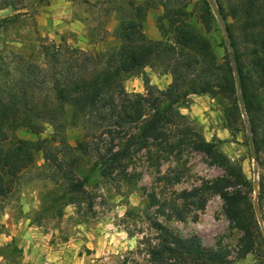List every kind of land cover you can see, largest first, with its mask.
<instances>
[{
	"label": "trees",
	"instance_id": "trees-1",
	"mask_svg": "<svg viewBox=\"0 0 264 264\" xmlns=\"http://www.w3.org/2000/svg\"><path fill=\"white\" fill-rule=\"evenodd\" d=\"M173 2L86 3L110 5L116 14L112 41L102 50L87 52L50 41L40 45L36 53L42 61L37 63L15 47H0V198L10 193L20 172L33 164V150L43 151L53 178L64 182L68 202L74 203L86 197L84 184L89 178V174L74 172L77 161L94 157L91 174L129 184L134 176L128 168L141 152L153 159L155 153L172 154L188 145L221 168L226 177L182 191L177 196L181 207L202 210L208 197L220 196L229 223L242 234L236 258L254 255L255 264H264V235L257 218L264 225V0H213L216 11L208 0H200L196 6L200 27L184 4L176 7ZM158 6L163 9L157 17L160 39L150 40L143 33V23L147 12ZM5 9L19 10L12 1L0 2V11ZM215 12L226 37L221 58L205 37L220 29ZM18 19L19 15L0 19V31ZM145 68L169 75L167 88L152 86L143 73ZM136 76L143 77L144 94L125 91L123 82ZM190 95L225 102L224 117L233 132L242 125L239 101L243 105L255 142L257 213L249 195L252 183L240 167L216 142L206 141L195 131L177 109ZM43 125L52 129L49 139L10 142L16 130L26 128L38 134ZM68 127L82 132L72 149H67L65 139ZM53 144L63 148L62 157L52 153ZM179 180L175 177L174 182ZM170 217L184 221L186 212L174 208ZM149 222L157 234L156 242L148 243L149 264H233L227 249H206L196 236L181 238L155 219Z\"/></svg>",
	"mask_w": 264,
	"mask_h": 264
},
{
	"label": "rangeland",
	"instance_id": "rangeland-1",
	"mask_svg": "<svg viewBox=\"0 0 264 264\" xmlns=\"http://www.w3.org/2000/svg\"><path fill=\"white\" fill-rule=\"evenodd\" d=\"M2 1L14 2L19 10L7 9L4 14L0 13V19L13 15H19V19L16 24L0 31V47H15L25 56H31L32 62L41 63L36 52L40 45L47 46L50 41L65 42L87 52L102 50L112 41L110 36L116 25L112 6L88 5L101 2L99 0H68L72 4V17L84 25L85 34L78 37L72 33L56 32L57 37L51 35L52 38L49 37V24L39 23L38 19L48 0ZM143 1L136 0V3ZM171 1L176 7L179 3L184 4L193 23L201 26L196 7L200 0ZM162 13L160 6L149 10L143 28L148 18L152 22L151 27L158 29L157 17ZM215 17L220 29L205 37L211 40L217 56L221 58L226 37L220 17L216 13ZM102 39H106L105 42H99ZM143 73L159 90L166 89L171 82V77L159 70L145 68ZM123 85L127 93H145L142 76L130 77ZM224 107L225 102H217L208 95H190L177 109L187 117L195 131L206 141L216 142L228 159L240 167L252 183L253 190L249 195L257 211L255 184L258 182V167L257 163L254 167L250 154L244 123L248 120L241 114L239 130H229ZM42 129L41 133L35 134L20 128L11 133L10 142L17 145L19 141L34 143L49 139L51 127L43 125ZM81 136L80 128L68 127L65 132L67 149L75 148ZM62 150L60 145L53 144L51 151L62 157ZM32 155L33 164L20 172L10 193L0 198V264H149L148 243H155L157 235L150 226V218L178 237L196 236L206 249H227L233 264L256 263L254 255L243 260L236 258L242 234L229 223L225 202L220 196L208 197L202 210L192 206L181 207L182 201L177 199L179 193L198 187L202 182L211 183L226 177L221 168L188 145L181 146L172 154L155 153L153 159H148L145 152H141L128 168L134 176L129 184L106 181L96 173L91 174L94 157L77 161L73 166L74 172L89 174V178L84 184L87 198H77L74 203L68 202L64 182L53 178L43 151L33 150ZM78 177L81 179V174ZM175 177L180 180L174 182ZM235 190L246 192L241 188ZM174 208L184 209V221L167 218ZM260 228L264 235L263 223Z\"/></svg>",
	"mask_w": 264,
	"mask_h": 264
},
{
	"label": "crops",
	"instance_id": "crops-1",
	"mask_svg": "<svg viewBox=\"0 0 264 264\" xmlns=\"http://www.w3.org/2000/svg\"><path fill=\"white\" fill-rule=\"evenodd\" d=\"M95 1V0H88ZM102 1V0H99ZM72 4L68 0H48V5L45 9L40 13L38 19L39 23L49 24V37L52 38L51 35L57 37V33H72L77 35L78 37H82L85 34L84 25L72 17ZM7 9L1 10L0 13L4 14ZM114 24H116V20H114ZM152 22L150 20H146L145 26L143 28L144 35L150 40H158L160 39L159 30L155 27H151ZM149 28H152L150 31Z\"/></svg>",
	"mask_w": 264,
	"mask_h": 264
},
{
	"label": "water",
	"instance_id": "water-1",
	"mask_svg": "<svg viewBox=\"0 0 264 264\" xmlns=\"http://www.w3.org/2000/svg\"><path fill=\"white\" fill-rule=\"evenodd\" d=\"M208 2L210 3L211 7L216 11V7H215V4H214L213 0H208ZM215 13H216L217 17L219 18L218 13L217 12H215ZM234 79H235L236 91L238 92L239 91V88H238V81H237L236 71H234ZM239 108H240V111H241L242 116L244 117L245 116V112H244L243 105L241 104L240 101H239ZM244 123H245L246 128H247V139H248V143H249L250 154H251V158H252V161H253V165L255 167L256 166L255 142H254V138H253V135H252V133L250 131V128L248 126L247 121L245 120ZM254 175L257 176L256 168H254ZM257 190H258V185L256 183L255 184V201L257 199L256 198V196H257ZM257 218H258L259 225L262 227V221L260 220V218H259L258 215H257Z\"/></svg>",
	"mask_w": 264,
	"mask_h": 264
}]
</instances>
